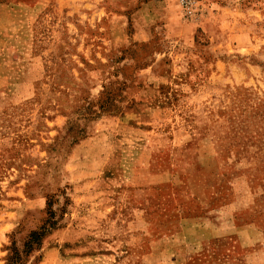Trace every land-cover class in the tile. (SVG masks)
<instances>
[{"label":"rangeland","instance_id":"obj_1","mask_svg":"<svg viewBox=\"0 0 264 264\" xmlns=\"http://www.w3.org/2000/svg\"><path fill=\"white\" fill-rule=\"evenodd\" d=\"M0 264H264V0H0Z\"/></svg>","mask_w":264,"mask_h":264},{"label":"trees","instance_id":"obj_2","mask_svg":"<svg viewBox=\"0 0 264 264\" xmlns=\"http://www.w3.org/2000/svg\"><path fill=\"white\" fill-rule=\"evenodd\" d=\"M33 237L36 239L37 238V236H35V234L33 233V236L31 235V240L27 243V246L30 244V243H32L33 242Z\"/></svg>","mask_w":264,"mask_h":264}]
</instances>
